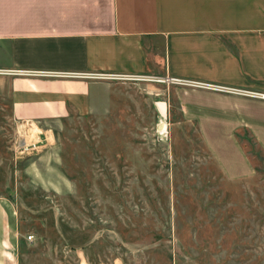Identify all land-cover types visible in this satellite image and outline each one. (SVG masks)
<instances>
[{
  "label": "rangeland",
  "instance_id": "1",
  "mask_svg": "<svg viewBox=\"0 0 264 264\" xmlns=\"http://www.w3.org/2000/svg\"><path fill=\"white\" fill-rule=\"evenodd\" d=\"M5 72L0 196L21 264H264L262 131L236 141L232 125L214 126L213 141L163 116L156 101L177 84L148 79H111L92 110L23 121ZM236 143L241 176L216 158L240 166Z\"/></svg>",
  "mask_w": 264,
  "mask_h": 264
},
{
  "label": "crops",
  "instance_id": "2",
  "mask_svg": "<svg viewBox=\"0 0 264 264\" xmlns=\"http://www.w3.org/2000/svg\"><path fill=\"white\" fill-rule=\"evenodd\" d=\"M0 68L13 115L28 122L109 101L110 80L90 76L96 72L172 75L264 92V0H0ZM156 105L163 116L179 112L210 134L230 124L236 141L246 131L264 137L261 97L177 84ZM237 147L240 166L216 155L228 175L250 171ZM21 244L0 196V264H21Z\"/></svg>",
  "mask_w": 264,
  "mask_h": 264
},
{
  "label": "built area",
  "instance_id": "3",
  "mask_svg": "<svg viewBox=\"0 0 264 264\" xmlns=\"http://www.w3.org/2000/svg\"><path fill=\"white\" fill-rule=\"evenodd\" d=\"M90 76L94 77V78H102V79H119V80H126V79H148V80H152V81H158V82H163V83H174V84H180V85H189V86H194V87H204V88H209V89H218V90H222V91H234L237 93H245V94H250L252 96L255 97H261L264 98V92L261 91H247V90H239V89H235L232 87H227V86H222V85H218V84H211L205 81H201V80H194V79H190V78H181V77H176V76H162V75H149V74H129V73H116V72H96V73H92L90 74ZM33 237L32 234H29L28 239H31Z\"/></svg>",
  "mask_w": 264,
  "mask_h": 264
},
{
  "label": "bare ground",
  "instance_id": "4",
  "mask_svg": "<svg viewBox=\"0 0 264 264\" xmlns=\"http://www.w3.org/2000/svg\"><path fill=\"white\" fill-rule=\"evenodd\" d=\"M164 104H165V103H164ZM164 104H163L162 106H164V108H165V105H164ZM163 129H166V125L163 126ZM163 129H162V130H163ZM164 131H165V130H164Z\"/></svg>",
  "mask_w": 264,
  "mask_h": 264
}]
</instances>
